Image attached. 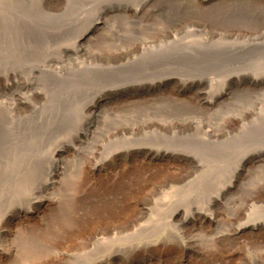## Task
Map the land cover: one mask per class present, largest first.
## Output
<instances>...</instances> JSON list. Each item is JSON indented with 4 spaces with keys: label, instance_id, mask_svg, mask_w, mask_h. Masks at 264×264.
Here are the masks:
<instances>
[{
    "label": "rangeland",
    "instance_id": "rangeland-1",
    "mask_svg": "<svg viewBox=\"0 0 264 264\" xmlns=\"http://www.w3.org/2000/svg\"><path fill=\"white\" fill-rule=\"evenodd\" d=\"M7 209L0 264H264V0H0Z\"/></svg>",
    "mask_w": 264,
    "mask_h": 264
},
{
    "label": "bare ground",
    "instance_id": "bare-ground-1",
    "mask_svg": "<svg viewBox=\"0 0 264 264\" xmlns=\"http://www.w3.org/2000/svg\"><path fill=\"white\" fill-rule=\"evenodd\" d=\"M93 25V24H92ZM99 25V24H98ZM94 26H96V25H94ZM90 32L92 33V31H91V29H89L88 30V28H85V29H83V30H81V32L78 34V36L76 37V39H75V41H73V45H75V47H81L84 43L85 44H87V39L90 37ZM84 44V45H85ZM8 78L6 77V79H5V81L7 80ZM12 81V80H11ZM11 83H14V82H5V85L7 86V87H10V84ZM14 85V84H13ZM12 86V85H11ZM160 87V86H159ZM12 104V103H11ZM96 110V109H95ZM93 127V126H92ZM90 129L88 128V131H89ZM87 131V130H86ZM84 135V134H83ZM81 136V135H80ZM68 148V147H67ZM66 148V146H65V144H63V145H60L59 146V148H54L53 149V153L51 154V156L50 157H48V161L47 162H45V164L42 166V168H40L41 170L39 171V173H40V175L38 176H36V179L35 180H32L31 181V183L29 184H27L28 185V187H27V189H28V203H30V204H34V206H35V204H38V202L39 201H41L42 200V198L44 199V197H46V196H43L46 192H47V190L48 189H50V187H51V185L54 183V181H53V178L56 176V175H58V173H59V170L60 169H62V167H63V153H64V151H65V149H67ZM33 173H34V171H33ZM36 173V172H35ZM59 176V175H58ZM26 186V185H25ZM48 194V193H47ZM27 200V199H26ZM213 202H212V205H210L211 206V208L208 210L207 209V211L208 212H206V214L207 215H205L204 214V216H206L208 219H210L211 221H212V216H213V214H216L215 213V210L213 211V209H214V204L216 203V199H213L212 200ZM27 202H26V204H27ZM42 202V201H41ZM45 203V202H44ZM43 204V203H42ZM22 205V204H21ZM20 205V206H21ZM39 205V204H38ZM34 206H29L28 205V207L26 206L25 207V211H24V213H22V214H24V215H27V214H29V213H31V212H34V210H36V207H34ZM39 208V207H38ZM24 209V208H23ZM22 210V209H21ZM17 211H18V209H17ZM16 211V212H17ZM19 212V211H18ZM3 214H2V219H0L1 221H0V253H1V255L2 254H4L6 257H8L7 256V253H13V248L12 247H14V245H12V247L10 246V244H13V242L15 243V241H20V239H18V240H16V238L17 237H19V236H21V235H23L24 237H25V235L27 236L28 234H26V233H30V232H27V231H25V230H29V227L27 228V227H25V228H27V229H25L24 231H22V233L20 232V231H18V229H17V226L19 225V224H21V223H18V221L16 222V218H19L18 216L19 215H17L14 211H10V210H5L4 212H2ZM21 213V212H20ZM46 214V213H45ZM23 215V216H24ZM30 215V214H29ZM35 215V214H34ZM47 215V214H46ZM22 217V216H21ZM28 217V216H27ZM33 217V216H32ZM42 217V216H41ZM24 218V217H23ZM29 218V217H28ZM35 218V217H34ZM20 219H22V218H20ZM39 219H42V218H39ZM43 219H44V217H43ZM18 220V219H17ZM20 221V220H19ZM22 221V220H21ZM38 221V220H37ZM41 221V220H40ZM44 221V220H43ZM42 221V222H43ZM27 223V222H26ZM24 224V223H23ZM30 224V223H29ZM46 225H47V223H46ZM20 227V226H19ZM23 227V226H22ZM32 227V226H31ZM35 227V226H34ZM44 227V226H43ZM39 228V227H38ZM21 229V228H20ZM24 229V227L21 229V230H23ZM40 229V228H39ZM43 229H45V228H43ZM47 229V228H46ZM33 230V229H32ZM35 230H37V229H35ZM35 230L34 231H32V232H35ZM29 231H31V230H29ZM44 231V230H43ZM42 232V231H41ZM45 233H46V231H45ZM49 233V232H48ZM31 234V233H30ZM46 235V234H45ZM45 235H43V237H45L46 238V236ZM20 238V237H19ZM50 238V237H49ZM28 240V239H27ZM8 244V245H7ZM15 246H16V244H15ZM12 249V250H11ZM16 250V249H15ZM12 251V252H11ZM15 252V251H14ZM10 254V255H11ZM9 255V254H8ZM13 255H14V253H13ZM4 256V257H5ZM5 257V258H6ZM10 257V256H9ZM1 260H2V257H1ZM48 264V263H47Z\"/></svg>",
    "mask_w": 264,
    "mask_h": 264
}]
</instances>
